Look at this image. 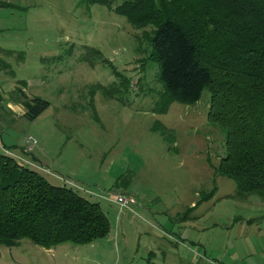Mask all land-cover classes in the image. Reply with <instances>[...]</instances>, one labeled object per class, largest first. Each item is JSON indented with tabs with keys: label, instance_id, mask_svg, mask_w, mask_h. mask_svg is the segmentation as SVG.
Listing matches in <instances>:
<instances>
[{
	"label": "rangeland",
	"instance_id": "obj_1",
	"mask_svg": "<svg viewBox=\"0 0 264 264\" xmlns=\"http://www.w3.org/2000/svg\"><path fill=\"white\" fill-rule=\"evenodd\" d=\"M31 1L35 8L0 31L9 40L0 60V152L47 170L33 168L54 185L73 183L99 202L111 229L82 247L22 240L0 247V264H264V198L234 196V183L217 176L225 135L208 120L209 92L158 112L152 28L135 30L115 14L126 0H111L112 9ZM12 91L48 108L33 121L22 117L7 104ZM28 136L37 142L31 152ZM123 191L132 202L120 210L113 195Z\"/></svg>",
	"mask_w": 264,
	"mask_h": 264
},
{
	"label": "trees",
	"instance_id": "obj_2",
	"mask_svg": "<svg viewBox=\"0 0 264 264\" xmlns=\"http://www.w3.org/2000/svg\"><path fill=\"white\" fill-rule=\"evenodd\" d=\"M80 1L112 9L111 0ZM112 10L135 30L152 28L151 56L163 84L158 112L172 103L193 105L207 90L208 120L225 135L217 176L234 183V196L264 198V0H126ZM18 94L31 121L48 108ZM110 229L99 202L0 152V247L22 240L46 250L82 247Z\"/></svg>",
	"mask_w": 264,
	"mask_h": 264
},
{
	"label": "crops",
	"instance_id": "obj_3",
	"mask_svg": "<svg viewBox=\"0 0 264 264\" xmlns=\"http://www.w3.org/2000/svg\"><path fill=\"white\" fill-rule=\"evenodd\" d=\"M0 2H2V3H0V31H3V32L8 30L2 24V22L5 19H7L8 17H11V18L19 17V18H21L23 15H26V13L29 12L32 8L36 7V5H31L32 4L31 0H0ZM4 4H8V6H4ZM19 41H20L19 38H17L16 41L12 44V46L17 45ZM8 42H9V40H5L3 38V36H0V60H4L3 56L5 54H8L7 52L4 51V45H6ZM6 48H8V47H6ZM9 52L14 53L13 55L10 54L12 56H14L17 53L15 51L10 50V49H9ZM3 99L4 98L0 93V101ZM7 100H8V102H7L8 106L11 109L17 111L20 116L24 117V115L26 113V109L23 105L24 99H22L19 96L18 92L12 91L10 93V96L7 98ZM32 159L35 160L36 162L38 160L34 156H32ZM38 161L40 162V164H43L40 160H38ZM37 164H39V163L37 162ZM58 181H60V180H58ZM126 192H128V191H123V192H119V193H126Z\"/></svg>",
	"mask_w": 264,
	"mask_h": 264
},
{
	"label": "built area",
	"instance_id": "obj_4",
	"mask_svg": "<svg viewBox=\"0 0 264 264\" xmlns=\"http://www.w3.org/2000/svg\"><path fill=\"white\" fill-rule=\"evenodd\" d=\"M25 145H26V150L29 151V152H31L32 150H34L36 148L37 142H36V140L33 137L28 136L25 139ZM3 154H5L6 156H9L11 158H13L14 160L17 159L16 161L19 164L23 165V166H26V167L31 168V169L36 168L40 172L47 173V170L43 169L42 167L35 166L33 163L28 162L26 160H23V158H21L19 156H16V155H13V154L9 153L6 150H3ZM47 174H49V173H47ZM59 180L61 181V179H59ZM64 183H65L64 185H69V187L71 186L70 188H72V189H74L76 191H79L80 190L73 183H69V182H64ZM90 195H92V194H90ZM113 197H114V203L117 204V206L119 207L120 210H122V209H128L130 202H132V198L129 197V196H127L124 193H119L118 192L115 195H113Z\"/></svg>",
	"mask_w": 264,
	"mask_h": 264
}]
</instances>
